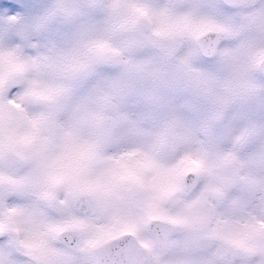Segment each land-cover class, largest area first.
Returning a JSON list of instances; mask_svg holds the SVG:
<instances>
[{"label": "clouds", "instance_id": "obj_1", "mask_svg": "<svg viewBox=\"0 0 264 264\" xmlns=\"http://www.w3.org/2000/svg\"><path fill=\"white\" fill-rule=\"evenodd\" d=\"M0 264H264V0H0Z\"/></svg>", "mask_w": 264, "mask_h": 264}]
</instances>
